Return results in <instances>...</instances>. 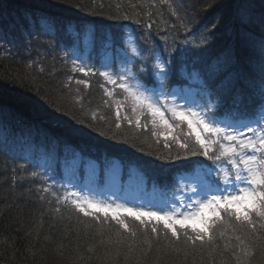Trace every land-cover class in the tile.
Segmentation results:
<instances>
[{
	"label": "trees",
	"instance_id": "obj_1",
	"mask_svg": "<svg viewBox=\"0 0 264 264\" xmlns=\"http://www.w3.org/2000/svg\"><path fill=\"white\" fill-rule=\"evenodd\" d=\"M126 1L128 4L130 0ZM232 1L196 0L198 9L191 19L205 22L213 37L222 39L218 35L234 20L237 11ZM66 2L71 3L70 9H59L71 15L76 5L85 11L92 6L86 0ZM262 2L259 1L261 8ZM128 5L133 8V4ZM33 13L16 14L18 18L9 19L7 10L0 5V43L25 48L21 58L43 69L37 78H31V87L35 86L33 92L37 93L34 101L44 110L41 101L53 106L56 116L47 111L36 114L25 98L14 99L15 90L3 91L0 87V113L5 117V121H0V196L14 197L10 204L0 203V264H19L23 252L53 264H239L236 256L243 257V253L236 236L244 238L246 244L254 243L249 264H264V239L253 241L247 235L251 232L247 223H238L234 216L225 213L211 225L210 235L193 245L182 233L179 241L169 233L166 239V232L158 230L159 235H154L130 221L129 229L136 232L133 238L111 219L84 216L70 204L57 202V196L62 197L68 190L66 180L108 183L114 165L122 185L125 180L136 179L139 183L151 185L155 181L163 186L170 185L179 173H190L208 164L202 157L184 158L185 153L176 145L165 148L162 140L150 136L142 127L121 122L107 106L99 75L105 62L113 70L120 65L132 71L131 80L146 92L197 93L198 100L214 105L212 114L218 118H249L264 111V52L258 61L254 60L251 72H255L256 81L243 84L237 78L240 69L236 64L216 76L199 60L188 57L189 53H181L175 34L178 27L163 12L148 13V21L138 22L141 27L122 26L115 30L92 29L91 23L57 17L56 21L51 20L56 34L44 29L40 19L30 22L27 17ZM214 28L217 33L211 31ZM16 34L19 36L14 40ZM128 38L139 53L136 57L130 54V62L126 60ZM50 40L54 42L53 50L45 53L43 49ZM156 58L165 63L166 75L154 73ZM12 59L11 64L0 66V72L15 69L17 57ZM74 60L84 61L95 70L87 78V87L76 83L80 75L71 68ZM229 78L236 82H227ZM239 87L245 91L242 93ZM14 111L25 116L26 125L17 127L9 121L7 112ZM71 139L81 140L88 147L74 148L69 145ZM177 154L180 159H176ZM45 188L47 192L43 191ZM31 199L44 212L43 222L32 217L28 209ZM9 214L13 217L5 221ZM253 219L257 222L256 235H264V229H259V218L253 214ZM145 239L151 242L150 250ZM142 249L148 251L147 256Z\"/></svg>",
	"mask_w": 264,
	"mask_h": 264
},
{
	"label": "snow or ice",
	"instance_id": "obj_2",
	"mask_svg": "<svg viewBox=\"0 0 264 264\" xmlns=\"http://www.w3.org/2000/svg\"><path fill=\"white\" fill-rule=\"evenodd\" d=\"M161 2L169 4L171 7L169 0H161ZM172 15H177V13L173 11ZM132 51L134 55H139L136 49ZM73 71H79L84 76L89 74L87 68L79 65L74 66ZM142 71H147V69H142ZM153 71L156 74L166 75L165 63L156 58ZM99 75L103 76L108 83L116 85L127 93L136 107L147 109L153 118L154 127L159 122L167 128H172L165 117L164 109H167L176 120L186 122L187 127L191 130L190 134L195 136L198 149L189 150L187 143H180V148L186 150L184 158H187L188 154L203 155L213 164L222 162L218 167L224 173L222 177L224 187L217 186L215 191L208 193L203 198L196 195L163 211L114 204L93 199L72 190H66L62 197L57 196L58 203L63 201L74 205L76 210L83 213L84 216L93 215L97 220L99 217L94 215L96 213L102 214L105 220L111 217L112 221H115L125 232H129L133 238H135L136 232L129 229V225L122 219L123 216L135 218L141 225H145V221L150 224L155 221L151 227V233L154 235H159L157 226L162 224L163 229L167 230L166 239L168 238L167 233L170 232L171 237L179 241L181 233L178 228L185 230L183 235L186 241H191L194 245L197 240H204L210 226L216 220L222 219L223 211L229 217L235 216L238 221H246L247 227L251 229L247 235L253 241L264 239V235H256L257 222L253 219L254 214L260 220L259 229H264V112H261L259 119L245 124L242 128L232 125L222 126L210 119L206 112L197 111L187 106L169 105L159 99L153 100L140 89L138 83L130 82V78L133 77L131 71H128L126 75L120 74L118 77H113L106 71L100 72ZM76 83L88 86L87 82L83 80H77ZM105 91L108 92L107 89ZM205 107L207 111H211L214 105L209 103ZM135 110L136 108H133V111ZM117 117H119V111H117ZM93 119H95L94 116ZM136 125L140 127L139 119L136 120ZM116 127L120 128V124L117 123ZM164 139L167 140L168 137L165 136ZM164 147L168 148L169 145L165 144ZM157 158L159 159V157ZM180 158L181 156L177 154L176 159ZM224 164L230 165V169L225 168ZM43 191L47 192L48 189L45 188ZM192 192L196 193V189L192 188ZM55 211L59 212L60 209L56 208ZM189 231L195 233V236L189 235ZM236 239L242 245L241 252L243 253V257L236 256L237 261L239 264H249V258L253 256L250 249L254 247V243L246 244L241 236H236ZM145 243L148 244V250H150L151 242L145 239ZM132 247L133 244L130 243L129 249L131 250ZM142 251L147 256L148 251L143 249Z\"/></svg>",
	"mask_w": 264,
	"mask_h": 264
},
{
	"label": "bare ground",
	"instance_id": "obj_3",
	"mask_svg": "<svg viewBox=\"0 0 264 264\" xmlns=\"http://www.w3.org/2000/svg\"><path fill=\"white\" fill-rule=\"evenodd\" d=\"M66 1L38 0L35 2V4L37 3L36 5H31L32 3L25 5L24 0H1L0 5L7 10L9 19L18 18L16 14L27 15L34 12L32 17H27L30 22H36L40 19L42 27L54 34H56V29L54 22L51 20L56 21L57 17L73 18L74 23H91L90 28L92 29L108 30L114 28L113 30H115L122 26L141 27L138 22L148 21V13L160 14L163 12L162 15H169L171 22L178 27V31H175V34L179 38L177 47L181 50V53H189V55L187 54L188 57L199 60L203 66L209 67L216 76H219V73L226 67L236 64L240 69L237 71L239 72L237 78L241 83L253 84L257 79L255 72L251 71L254 60L258 61L259 56L264 52V13L262 12L264 0L262 2L263 8L259 5L260 0H233V5H236L237 11L234 20L230 21L229 26L224 28V31H221V34L218 35L222 39L216 36L213 37L212 32L206 29L208 25L205 22H196L191 19L196 15L195 12L198 9L196 7L197 4H195L196 0H169L171 7L169 4L162 3L161 0H130L129 3L133 4V8L128 5L129 3L127 4L126 0H86L90 1L92 5L89 9L90 11H85L84 8L76 5L73 8V15L62 10L70 9L69 4L71 3ZM11 5L14 6L10 7ZM51 9L55 11L52 12L50 11ZM173 11L177 15H172ZM28 27L29 25L26 26V29ZM211 31L217 33L218 29L214 28ZM17 36L19 34L13 36L14 40H16ZM53 47L54 42L50 40L46 42L43 51L45 53L51 52ZM25 51V48H16L8 45L2 46L0 43V66L3 67L4 65L11 64L12 58L14 56L17 57L13 63V66H16L15 69H2L0 72V87L3 91L15 90V100H23L25 98L32 109L37 112H35L36 114L44 115L46 109L44 110L35 103L34 97L37 96V93L34 95L32 87L35 88V86L31 87L30 83L31 78H37L43 71L32 66L28 61H24V58H21V55ZM258 66H261V64ZM220 82H223V79ZM227 82L236 81L229 78ZM239 88L242 93L245 91L244 88ZM251 92H254L253 88ZM36 102L39 101L37 100ZM13 105L17 106L16 104ZM7 113L11 118L9 121H13L17 127L26 125L27 119H24L25 116L22 118L18 114L19 112ZM0 121H5V117L1 113ZM1 141L0 137V143ZM69 145L74 148L88 147L85 142L74 139L69 141ZM0 146L2 145L0 144ZM117 154H124V152H117ZM10 199L13 200L14 197L12 199L10 196L1 194L0 203H4V205L10 204ZM35 204L31 199L28 205L32 217L46 220L44 212ZM12 217L13 215L9 214V217L5 218V221L11 220ZM20 258L22 262L19 264H53L47 259H37L35 255L31 256L27 252H23V257Z\"/></svg>",
	"mask_w": 264,
	"mask_h": 264
},
{
	"label": "rangeland",
	"instance_id": "obj_4",
	"mask_svg": "<svg viewBox=\"0 0 264 264\" xmlns=\"http://www.w3.org/2000/svg\"><path fill=\"white\" fill-rule=\"evenodd\" d=\"M24 1L28 4L29 2L35 3L38 0L37 1L24 0ZM79 66H83V65H79ZM87 69L89 70V73H90L91 69L90 68H87ZM105 71L110 73L113 77H115L111 73V71L108 67H106L103 70V72H105ZM104 80H105V78H104ZM30 83H31V85L33 84V82L31 80H30ZM106 89L108 90V92L105 91L106 102L108 103V105L107 104L106 105L109 108H111V110L115 113L116 117H117V111H119V117H117V118L121 122L129 124V121H131V124H129V125L137 127L136 120L139 119L140 120V127H142L147 133H149L150 136H153L158 140H162V142L164 144L171 142L180 148V143H187L189 146V150H191L193 148L198 149V145H196V142H195V136L190 134L191 130L187 127L186 122L178 121L175 118H173L171 116V113L167 109H164L165 117L169 121V123L172 125V128H167V127L161 125L159 122H157V125L154 127L152 124L153 118L147 112V109H141V108L136 107L133 100L130 97H128L127 93H125L122 89H120L116 85L108 83L105 80L104 90H106ZM108 93H110V94H108ZM145 94L150 96L153 100L159 99L161 102H166L169 105L176 104V105H181V106H187L189 108L196 109L197 111H203V112L207 113V110L198 106L194 102L195 98L189 94H186L188 96H183V97H179V98H176L175 96H171L170 98L165 97L160 92H158V94H151V93H149V94L145 93ZM34 95H36V93H34ZM40 104H42V106H44L46 111L48 113H50L52 115V117H53V115L56 116L53 106L46 104L45 101H41ZM133 108H136V110L133 111ZM207 115H208V113H207ZM125 116H127V119H125ZM220 124L222 126L228 125V124H224V123H220ZM243 126L244 125L239 126L237 128H242ZM140 127H137V128H140ZM135 132H138V131H135ZM165 136L168 137L167 140L164 139ZM180 149L186 153L185 149H183V148H180ZM188 155H191V154H188ZM220 163H222V162H220ZM220 163L214 164L213 168L203 171L204 174L202 172H197L196 174H194V177L191 178V180L188 182L181 181L179 184L180 188H179L178 193H176L173 197H171L169 201H162L161 203H160V201H147V200H132V201H128L125 203H119V202H116L114 200H109L107 198L99 199L97 196H95V194H92V193H86V194H82V192H80V193L82 195H87L93 199L103 200V201L111 202L114 204H126V205L131 206V207H142L146 210L151 209V210H155V211H163V210H167L170 207H174V206L180 204L182 200H187L190 197H193L196 195H198L200 198H203L208 193L215 191L217 186H219L221 188L224 187V185L222 183V177H223L224 173H223V170L220 167H218V165ZM224 167L230 169V165L224 164ZM192 188L196 189V193L192 192ZM68 190L78 191L77 189H75L73 187L69 188ZM155 206H157V207L154 208ZM73 207H75V206L73 205ZM94 215L95 216H101V218L99 217V219H105L104 216L100 213H96ZM89 217L94 218L93 215H90ZM129 218L132 220H135L139 223V221L136 220L135 218L128 217V216L122 217V219H124V221H127ZM107 219H111V217H108ZM154 223H155V221H153L151 224L148 223L147 221H145L144 226L152 227V224H154ZM241 224H245V223L242 222ZM157 227L163 229L162 224L158 225ZM163 230H165V229H163ZM178 230H179V228H178ZM165 231H167V230H165Z\"/></svg>",
	"mask_w": 264,
	"mask_h": 264
}]
</instances>
